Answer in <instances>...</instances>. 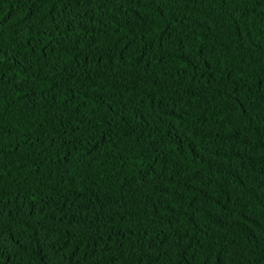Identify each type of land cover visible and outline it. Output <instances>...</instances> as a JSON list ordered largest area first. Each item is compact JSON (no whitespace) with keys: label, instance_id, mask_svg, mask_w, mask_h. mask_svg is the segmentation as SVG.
<instances>
[{"label":"trees","instance_id":"16d2710c","mask_svg":"<svg viewBox=\"0 0 264 264\" xmlns=\"http://www.w3.org/2000/svg\"><path fill=\"white\" fill-rule=\"evenodd\" d=\"M221 261L264 264V0H0V264Z\"/></svg>","mask_w":264,"mask_h":264},{"label":"snow or ice","instance_id":"6c2138e0","mask_svg":"<svg viewBox=\"0 0 264 264\" xmlns=\"http://www.w3.org/2000/svg\"><path fill=\"white\" fill-rule=\"evenodd\" d=\"M153 2H156V0H153ZM166 2V0H159V3L161 6H163V4ZM237 2L239 3V0H237ZM106 226V225H105ZM220 264H223V261L220 262Z\"/></svg>","mask_w":264,"mask_h":264}]
</instances>
